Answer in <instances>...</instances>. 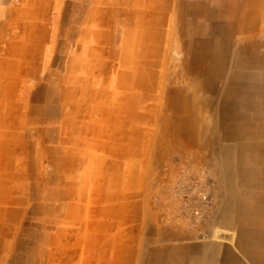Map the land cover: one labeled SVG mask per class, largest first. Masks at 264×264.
Wrapping results in <instances>:
<instances>
[{
    "label": "rangeland",
    "instance_id": "1",
    "mask_svg": "<svg viewBox=\"0 0 264 264\" xmlns=\"http://www.w3.org/2000/svg\"><path fill=\"white\" fill-rule=\"evenodd\" d=\"M0 264H264V0H0Z\"/></svg>",
    "mask_w": 264,
    "mask_h": 264
}]
</instances>
